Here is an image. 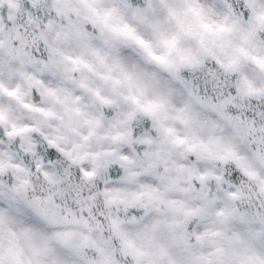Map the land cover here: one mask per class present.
I'll return each mask as SVG.
<instances>
[{
    "label": "clouds",
    "instance_id": "obj_1",
    "mask_svg": "<svg viewBox=\"0 0 264 264\" xmlns=\"http://www.w3.org/2000/svg\"><path fill=\"white\" fill-rule=\"evenodd\" d=\"M219 2L198 15L185 10L208 0H151L145 23L177 44L151 35L165 61L137 45V68L106 54L114 33L86 0H0V264H264V68L251 59L264 0ZM67 4L71 24L56 11ZM144 68L166 95L181 87L179 102L139 109L132 95H157Z\"/></svg>",
    "mask_w": 264,
    "mask_h": 264
},
{
    "label": "snow or ice",
    "instance_id": "obj_2",
    "mask_svg": "<svg viewBox=\"0 0 264 264\" xmlns=\"http://www.w3.org/2000/svg\"><path fill=\"white\" fill-rule=\"evenodd\" d=\"M87 7L90 12L93 14L89 18L93 20V24L96 22V18H99L104 22V24L111 29L114 33L112 38L104 37V43L108 46L106 48V54L113 57L118 62H127L129 60L134 61V67L142 68V61L140 57L137 56L136 46H140L143 49L144 53L152 59L164 62L165 56L160 55L157 51H155L152 47L151 35H155L159 40V43L165 47L171 48L175 47L177 44V36L169 35L160 30V21L153 18L151 21L145 23L147 19V13L150 8L153 7L151 0H101L100 3H96V0H86ZM167 13L169 14V18L176 17L179 20V12L178 10L171 6H165ZM202 9H206L208 12H223L225 10V6L219 2V0H208V3L203 6H193L189 5L188 9L185 11L191 10L196 12L198 15L201 13ZM162 12L164 8L161 9ZM56 11L61 16H67L70 24L73 22V13L78 12L79 10L74 8L71 4H67L63 7H58ZM129 15L133 16L134 19L132 22H128L126 17ZM245 18L248 17L249 13L245 11ZM264 20V16L261 17ZM113 20H121L123 23H112ZM51 22V21H49ZM205 27H209L210 25H205ZM225 25H219L220 30L225 29ZM231 30V29H229ZM76 31L82 36L87 38L89 42H93L96 40V33L94 30H89L83 26V24L79 25ZM261 37L264 38V32L260 33ZM244 39H247V35H245ZM258 46L264 49V39H262ZM97 55H100V51L98 49H94ZM239 52L243 55H248V49L246 47H239ZM103 59V57H101ZM257 64L260 65L261 68H264V55H255L251 57ZM239 58L235 57L229 63V67L238 63ZM3 63H8V61H4ZM81 63H86L85 61H81ZM242 71H249V67L244 66ZM144 75L149 78L148 82L153 92L157 95L153 98H149L146 102L141 101L140 95H132V102L137 105L139 109H142L146 113L151 115H155L159 110L163 109L169 102L170 98H175L176 102H179V95L182 94L183 89L175 84L168 85V95H166L161 89L164 87L163 81L159 78H153L155 76L154 73H149L146 68H144ZM176 79L180 81L181 84L186 85L187 81L183 76L176 74ZM247 87L249 91L254 90V87L250 81L247 82ZM0 88H3V85L0 84ZM53 89H50V91ZM259 90V89H255ZM4 91H10L7 88H4ZM143 91V89H141ZM14 94V93H13ZM106 103H113L110 99L106 97H102ZM184 109H181L183 111ZM135 109L132 112H129V116L134 115ZM153 125V129H154ZM144 128H148L147 122L144 124ZM153 129H149L152 131ZM143 131V129H140ZM168 132H173L174 129L168 128ZM153 135H155L153 131ZM178 142H183V137H177ZM19 217L26 223L33 224L41 230L45 229V226L41 222L38 216H36L31 209L25 208L23 206H19L18 209ZM182 255V254H181ZM182 264H190V261L187 258L182 259Z\"/></svg>",
    "mask_w": 264,
    "mask_h": 264
}]
</instances>
